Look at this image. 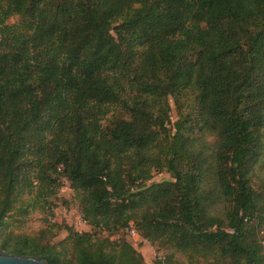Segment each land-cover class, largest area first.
Segmentation results:
<instances>
[{
	"label": "trees",
	"instance_id": "1",
	"mask_svg": "<svg viewBox=\"0 0 264 264\" xmlns=\"http://www.w3.org/2000/svg\"><path fill=\"white\" fill-rule=\"evenodd\" d=\"M263 161L264 0H0L2 252L144 264L132 224L151 264H264ZM60 173L91 231L16 233Z\"/></svg>",
	"mask_w": 264,
	"mask_h": 264
},
{
	"label": "rangeland",
	"instance_id": "2",
	"mask_svg": "<svg viewBox=\"0 0 264 264\" xmlns=\"http://www.w3.org/2000/svg\"><path fill=\"white\" fill-rule=\"evenodd\" d=\"M17 17H13L9 20V24H14L17 22ZM171 112L169 113L170 123L166 124L169 129L171 123L176 120V113L174 106L170 100ZM115 117H120V113H111ZM257 177L254 179V184L256 187L264 188V161L260 164L257 169ZM60 186L57 189L55 196L51 199L52 202V215L46 217L40 208H36L30 211L26 216L19 217L14 214L15 218V232L31 237H42L45 234V230L48 227V223L59 225L60 229H54L49 237V233L44 241L50 244L56 245L62 241L67 236V231L64 228H70L75 232L83 233L90 232V227L82 220L81 214L78 209L77 200L74 192L69 188V183L66 178L60 173L58 175ZM172 180L171 176L163 172H156L153 170L152 182H163ZM23 202L26 204L27 198L25 197ZM43 233V234H42ZM125 240L131 244L142 256L144 264H151L156 258L164 259L172 253L169 248H164L157 245H150L146 241H142L141 238L129 237L125 232L121 234ZM173 259L176 264H190V261L180 253H174ZM191 264H204L201 260H193Z\"/></svg>",
	"mask_w": 264,
	"mask_h": 264
},
{
	"label": "water",
	"instance_id": "3",
	"mask_svg": "<svg viewBox=\"0 0 264 264\" xmlns=\"http://www.w3.org/2000/svg\"><path fill=\"white\" fill-rule=\"evenodd\" d=\"M0 264H46L42 259L10 255L0 250Z\"/></svg>",
	"mask_w": 264,
	"mask_h": 264
},
{
	"label": "built area",
	"instance_id": "4",
	"mask_svg": "<svg viewBox=\"0 0 264 264\" xmlns=\"http://www.w3.org/2000/svg\"><path fill=\"white\" fill-rule=\"evenodd\" d=\"M60 170V167L58 168ZM129 237H138L137 231L132 224H129L128 228L124 231Z\"/></svg>",
	"mask_w": 264,
	"mask_h": 264
}]
</instances>
